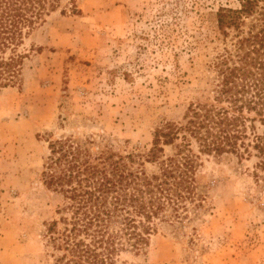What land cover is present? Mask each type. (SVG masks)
<instances>
[{"label":"rangeland","instance_id":"rangeland-1","mask_svg":"<svg viewBox=\"0 0 264 264\" xmlns=\"http://www.w3.org/2000/svg\"><path fill=\"white\" fill-rule=\"evenodd\" d=\"M242 1L62 0L36 25L17 51L19 73L7 87L0 80V264H56L63 255L48 231L54 221L64 228L63 197L44 183L50 141L73 137L92 160L133 153L139 167L159 126L185 124L191 104L212 102L214 63L236 34L224 37L217 13ZM191 150L203 205L182 221L169 210L145 250L119 260L264 264L262 159L201 155L194 140ZM176 152L165 147L163 159ZM143 168L152 175L160 164Z\"/></svg>","mask_w":264,"mask_h":264},{"label":"trees","instance_id":"trees-1","mask_svg":"<svg viewBox=\"0 0 264 264\" xmlns=\"http://www.w3.org/2000/svg\"><path fill=\"white\" fill-rule=\"evenodd\" d=\"M61 1L0 0L3 87L19 73L24 56L17 54L18 49ZM260 1L243 0L239 9L219 10V31L225 38L229 30L236 34L233 49L225 48L214 63L212 102L191 104L185 124L159 126L139 167L133 169V153L92 160L89 150L73 137L50 141L44 183L64 200L62 232L57 231L56 221L48 228L63 252L56 264H127L119 260L120 254L143 252L169 210L171 217L182 221L191 207H201L204 195L196 178L201 164L191 150L193 140L201 155L216 158L243 160L254 151L264 167V8ZM256 15L258 23L246 31L247 20ZM257 123L263 127L262 134ZM165 147L176 148V154L163 159ZM145 162L159 163V171L148 175Z\"/></svg>","mask_w":264,"mask_h":264}]
</instances>
